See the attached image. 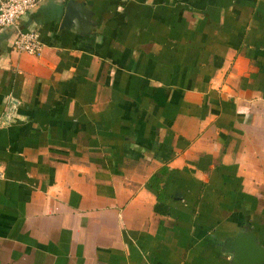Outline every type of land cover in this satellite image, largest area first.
<instances>
[{"label": "crops", "instance_id": "crops-1", "mask_svg": "<svg viewBox=\"0 0 264 264\" xmlns=\"http://www.w3.org/2000/svg\"><path fill=\"white\" fill-rule=\"evenodd\" d=\"M49 0L0 30V264H231L264 246V0ZM81 13V12H80Z\"/></svg>", "mask_w": 264, "mask_h": 264}, {"label": "water", "instance_id": "water-1", "mask_svg": "<svg viewBox=\"0 0 264 264\" xmlns=\"http://www.w3.org/2000/svg\"><path fill=\"white\" fill-rule=\"evenodd\" d=\"M82 12L83 10L74 0L70 1L62 27L70 28L72 20L81 17ZM17 104V101L11 102L6 116L0 123L1 125L10 122L15 114ZM224 251L231 256V264H264V246L249 227L242 228L236 237L228 238L224 244Z\"/></svg>", "mask_w": 264, "mask_h": 264}, {"label": "built area", "instance_id": "built-area-1", "mask_svg": "<svg viewBox=\"0 0 264 264\" xmlns=\"http://www.w3.org/2000/svg\"><path fill=\"white\" fill-rule=\"evenodd\" d=\"M47 1L49 0H0V30L7 28L17 30V35L11 43L16 53L38 55L42 51L40 33L38 31L24 33L19 30V24L28 13ZM4 177L5 174L0 167V178Z\"/></svg>", "mask_w": 264, "mask_h": 264}]
</instances>
